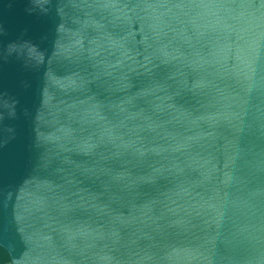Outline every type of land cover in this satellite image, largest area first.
Returning <instances> with one entry per match:
<instances>
[{
    "label": "water",
    "instance_id": "obj_1",
    "mask_svg": "<svg viewBox=\"0 0 264 264\" xmlns=\"http://www.w3.org/2000/svg\"><path fill=\"white\" fill-rule=\"evenodd\" d=\"M0 264H264V0H0Z\"/></svg>",
    "mask_w": 264,
    "mask_h": 264
},
{
    "label": "clouds",
    "instance_id": "obj_2",
    "mask_svg": "<svg viewBox=\"0 0 264 264\" xmlns=\"http://www.w3.org/2000/svg\"><path fill=\"white\" fill-rule=\"evenodd\" d=\"M73 83H75V81H73Z\"/></svg>",
    "mask_w": 264,
    "mask_h": 264
}]
</instances>
